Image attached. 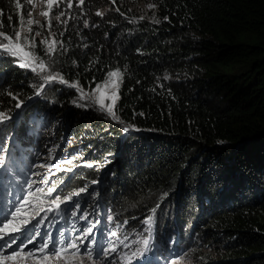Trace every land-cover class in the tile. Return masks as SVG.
Returning a JSON list of instances; mask_svg holds the SVG:
<instances>
[{"label":"trees","instance_id":"16d2710c","mask_svg":"<svg viewBox=\"0 0 264 264\" xmlns=\"http://www.w3.org/2000/svg\"><path fill=\"white\" fill-rule=\"evenodd\" d=\"M73 1L62 7V30L56 37L63 43L60 79L76 90L50 83L58 87L47 92L48 98L37 95L42 84L36 83L35 72L20 67L19 57L0 52V95L5 100L18 91L25 95L18 100L17 122L3 121L7 128H0V145L9 135L1 164L8 167L1 170L0 214L25 190L12 171L27 184L34 175L22 166L29 170L27 160L49 143L29 127L34 110L37 124L57 119L43 136L55 145L64 146L62 136L82 133L61 152L89 153L100 158L97 162L106 161L98 170L103 179L98 190L77 198L78 208L89 203L90 218L95 209L102 215L110 209L121 227L145 235L144 218L156 206L163 215L167 203L156 204L158 199L148 193L174 185L168 200L175 206L168 208L163 231H157L161 242L167 244L175 224L176 250L191 241L204 246L185 252L193 254L194 262L264 264V0ZM22 7L20 0H0L3 35H16ZM34 49L44 54L45 44L36 42ZM109 73L120 76L110 112L92 105L97 89L113 78ZM81 180L75 176L60 190L65 186L67 194L77 192ZM10 185L12 196L5 200ZM65 220L69 228L63 234H71L89 217ZM183 223H192L188 239ZM52 229L50 238L57 241L61 226ZM76 239L71 241L83 249L81 238ZM99 246L90 247L91 252Z\"/></svg>","mask_w":264,"mask_h":264},{"label":"rangeland","instance_id":"374dc122","mask_svg":"<svg viewBox=\"0 0 264 264\" xmlns=\"http://www.w3.org/2000/svg\"><path fill=\"white\" fill-rule=\"evenodd\" d=\"M81 2H76L81 4ZM75 2L73 0H51V6H49V0H20V4L23 6L21 10L20 23L17 27V33L20 35H0V44H11L13 46L19 45L23 48L24 52H27L28 55L24 56L21 54L19 56L21 63L31 64L29 68L37 77L36 83L42 84V88L38 94H43L47 97V92L49 90H54L58 85H55L54 88L50 87V83H58L64 85V89L78 88L72 85L70 82L63 83L65 81L60 79L59 74L61 73V58L63 55V43L56 35L61 32V13L64 10L62 7L69 6L70 3ZM58 9V10H57ZM29 12L31 15H29ZM47 13L48 15H44ZM52 20L53 24H52ZM56 28L57 33H53V28ZM0 33H2L0 31ZM39 33V35H37ZM11 37V39H7ZM44 43L45 51L39 53L35 51V43ZM50 49V51H48ZM0 52H4V49H0ZM46 76H52L55 79L53 81H45ZM120 85V76L118 73L113 76V78L103 83L97 89V102L93 103L96 107L104 109L107 111L113 104L112 98L117 97L118 89ZM103 95L104 103L101 104V96ZM5 95H0V128L7 125H2L3 121H12L13 125L17 122L19 115L21 113V108H17L19 99H23L25 95L17 92L14 97H10L8 100L4 99ZM26 101V100H25ZM22 105V104H20ZM74 105L79 106L74 103ZM24 108V107H23ZM23 111V110H22ZM32 117L35 118L29 124V127L33 130V135L37 137H42L44 142L49 141L45 145L44 149L41 147L40 150L33 156V159L27 160V166L29 170L22 166V169L29 174V176L34 175L31 180L24 184L20 181L19 174L13 172V179L25 190H22L16 196L15 202H9L8 206L5 207V213L0 214V220L4 221L2 224L4 227L2 234H0V239H6L9 235H14L16 237L15 242L11 247L5 246L4 249H0V264H199L193 261L192 253L190 255L185 254L186 251L193 249V251H200L204 248L203 245H199L198 242L194 243L185 242L181 244L178 250L175 249L174 244L177 240L176 225H172V230L169 231V238L167 244L161 242V236L157 235V231L160 233L163 231L162 222L163 219L168 217V208L172 206L174 208L175 203L170 204L168 200L169 192L173 190L174 185H171L167 189H153L148 193L149 196H155V199H158L156 204H159L162 200L165 201V209H161L162 214L158 213V208L153 210V213L145 219H150L151 228H148L143 221V228L147 230L145 235H139V233H131L127 231V227H121V223L114 220V217L110 209L105 210V213L102 215V211L95 209L94 212H97L95 217H91V214L88 215L87 206L88 202H84L80 205L79 196L85 193H90L94 195V192L98 190L103 179H99L100 176L99 169H104L106 161L97 162L100 158L93 156V158L88 157L87 154L77 153L76 156L73 154H64L61 152L64 148L72 145L79 138H82V133H73V137L69 134L65 140L63 136L60 138V141H65L64 146L62 147V142L55 145L53 139L47 140L49 128L55 125L57 121L56 118H50V122L47 125L36 122L38 119L34 112L32 111ZM6 117H11V119H5ZM42 118L39 120L41 121ZM104 132V131H103ZM56 135L53 134L52 137ZM80 135V136H79ZM4 146V151L0 152V186L4 184L2 179L1 170L4 168V160L8 152L9 145V135H6L3 138L2 144ZM51 147L52 149L51 151ZM36 149H33V152ZM39 154V155H38ZM50 154V155H47ZM101 154V152H97ZM16 159L19 160V157L16 156ZM93 160L96 162L93 163ZM104 160V159H103ZM108 160V159H107ZM46 162L47 165L42 163ZM108 162V161H107ZM38 165V166H36ZM50 165V167H48ZM36 166V167H35ZM70 170L69 174L67 171ZM90 170L92 173H90ZM10 172V170H9ZM80 176L83 180L77 182L75 185L77 192L71 191L66 193V188L63 187L60 190L62 184L66 181L68 184H71L72 179L75 176ZM18 176V177H17ZM111 178L112 175L109 174ZM63 178H66L63 180ZM37 182V183H35ZM31 183V188H30ZM94 188L90 190V188ZM12 185L9 186L7 196L10 200L12 196ZM157 196V197H156ZM3 191L0 190V206L3 203ZM57 197L59 199L57 200ZM77 199V200H76ZM56 201V203H53ZM171 205V206H170ZM19 207L21 211L15 216L10 215L14 212L15 208ZM88 215V216H87ZM67 216L76 217L78 219H87L89 221L83 224V227H79L78 231H73L71 234L65 233L69 226V223L66 222L65 218ZM174 216V213H172ZM5 217L7 219L5 220ZM69 220V219H67ZM6 221H9L6 223ZM24 221H27L25 223ZM39 221V224H37ZM171 221V220H169ZM182 222V221H181ZM104 223V224H102ZM5 224L8 226L5 227ZM52 224L53 227L50 226ZM59 224L61 226V232L58 235L57 245L55 249H52L51 245L44 250L43 253H40L34 246V244H23L22 241H26V238L32 236L34 232H38L39 235L35 237L37 242L40 241V238L44 234H50L52 237L53 229L55 225ZM102 224V225H101ZM203 224V223H202ZM202 226V225H200ZM183 234L185 238H190V231L192 229V223L187 224L183 223ZM13 229H18V231L13 232ZM87 237H85V232L88 230ZM175 229V230H174ZM175 232H174V231ZM61 235H64L62 237ZM55 236H53L54 239ZM76 238H81L79 241H82V245H88V247L100 245L97 249H94L93 253L83 249H72L66 243L64 248L57 246L63 239L69 240H78ZM101 238L99 244L97 241ZM89 240H94V244H89ZM147 240L148 244L145 245L144 241ZM16 244H21V248H16ZM166 245L169 246V250H165ZM115 248V251L112 249ZM22 249V250H21ZM63 249V251H60ZM13 250H15L19 255L15 259L4 260V256L11 257ZM106 252V255H101V251ZM60 251L59 258L56 257L55 253ZM32 252L33 255L29 256L28 253ZM106 256L107 258H105Z\"/></svg>","mask_w":264,"mask_h":264},{"label":"snow or ice","instance_id":"6c2138e0","mask_svg":"<svg viewBox=\"0 0 264 264\" xmlns=\"http://www.w3.org/2000/svg\"><path fill=\"white\" fill-rule=\"evenodd\" d=\"M49 6H51V0H49ZM29 15H31V13L29 12ZM44 15H48L47 13H44ZM9 20L11 19V17L9 16L8 17ZM167 19V18H165ZM0 35H3L2 33H0ZM17 36H19L20 34L19 33H16ZM37 35H39V33H37ZM7 39H11V37H7ZM0 49H4L6 50L7 52H9L11 54L12 57H19L21 54H23L24 56H27L28 53L27 52H24L23 51V48H21L19 45H11V44H0ZM48 51H50V49H48ZM20 67H24V68H30L31 67V64H28V63H24V64H20L19 65ZM109 75H116V73H109ZM55 78L52 77V76H46L45 77V81H53ZM63 83H67V81H62ZM113 102L115 101V97L112 98ZM101 104L104 103V98H103V95L101 96V101H100ZM20 104H17V108L19 109L20 108ZM109 112L111 111V109L109 108L108 110ZM5 119H11V117H6ZM2 122V121H0ZM125 131H128V129H125ZM4 151V146L3 145H0V152ZM7 165L4 166V169L3 170H6L7 169ZM50 167V165L48 166ZM59 199V197H57V200ZM53 203H56V201H53ZM21 211V209L19 207L15 208L14 212L10 213V215H13L15 216L17 213H19ZM7 219V217H5V220ZM25 223H27V221H24ZM0 223H4L3 220H0ZM145 225L148 226V228H151V221L150 219H145L144 221ZM37 224H39V221H37ZM8 225L5 224V227H7ZM15 231H18V229H13V232ZM91 230L89 229L87 232H85V237H87L88 235V232H90ZM39 235L38 232H34L32 234V236H29L26 238V241H22L21 243L23 244H34L35 248L37 250H39L40 253H43L45 249H47L49 247V242L51 243V247L52 249H55L56 248V245H57V241L55 239H51L50 238V234H44V236L40 239L39 242H37L35 240V237ZM16 240V237L14 235H9L7 236L6 239H0V249H4L5 246H8V247H11L12 244L15 242ZM94 240H89V244H94ZM66 243L68 244L69 247L71 248H78V245L74 242V241H66ZM145 245L148 244V241L145 240L144 241ZM86 250H88L89 252L92 251V249H90L88 247V245H82ZM16 248H21V244H16L15 245ZM22 250V249H21ZM60 251H63V249H61ZM60 251H57L55 253L56 257L59 258L60 256ZM112 251H115V248L112 249ZM101 255H106L107 253L104 252L103 250L101 251L100 253ZM19 255V253H17L15 250H13V253H12V256L11 257H8V256H4L3 259L4 260H8V259H15L17 256ZM29 256L33 255L32 252H29L28 253Z\"/></svg>","mask_w":264,"mask_h":264},{"label":"clouds","instance_id":"9594fccd","mask_svg":"<svg viewBox=\"0 0 264 264\" xmlns=\"http://www.w3.org/2000/svg\"><path fill=\"white\" fill-rule=\"evenodd\" d=\"M3 214V213H2Z\"/></svg>","mask_w":264,"mask_h":264},{"label":"flooded vegetation","instance_id":"af4514ba","mask_svg":"<svg viewBox=\"0 0 264 264\" xmlns=\"http://www.w3.org/2000/svg\"><path fill=\"white\" fill-rule=\"evenodd\" d=\"M80 136V135H79Z\"/></svg>","mask_w":264,"mask_h":264}]
</instances>
